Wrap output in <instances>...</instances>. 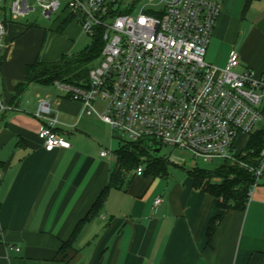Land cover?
Wrapping results in <instances>:
<instances>
[{
    "label": "crops",
    "instance_id": "crops-1",
    "mask_svg": "<svg viewBox=\"0 0 264 264\" xmlns=\"http://www.w3.org/2000/svg\"><path fill=\"white\" fill-rule=\"evenodd\" d=\"M221 2L211 44L225 64L236 50L242 67L263 76L264 0ZM45 35L9 22L4 37L2 97L13 109L0 119V264H264V180L242 209L223 207L207 180L196 185L188 172L171 179L136 168L129 178L120 146L101 155L113 130L83 102L56 83H29L16 98L28 65L55 60L42 55ZM39 96L58 110L56 130L70 148L44 147ZM116 174L103 208L61 250Z\"/></svg>",
    "mask_w": 264,
    "mask_h": 264
},
{
    "label": "built area",
    "instance_id": "built-area-1",
    "mask_svg": "<svg viewBox=\"0 0 264 264\" xmlns=\"http://www.w3.org/2000/svg\"><path fill=\"white\" fill-rule=\"evenodd\" d=\"M37 1L51 19L62 0ZM121 5L122 0H67V16L85 33L100 35L104 46L87 86L55 83L83 102L88 114L109 124L123 142L167 145L190 150L196 158L240 165L255 177L251 195L264 176V144L257 155L250 146L240 150L236 139L260 133L264 141V75L239 71L236 50L224 66L206 61L221 0H165L161 8L149 4L138 12L136 2L128 10ZM34 9L29 0H13L9 11L18 20ZM6 11L0 18V67L9 23ZM98 99L105 101L102 111ZM12 109L2 97L0 80V117ZM35 116L45 120L39 137L46 150L71 147L56 130L58 110L49 99L39 96ZM110 153L101 151L102 156ZM144 169L140 164L136 173L142 175ZM160 202L157 198L156 204Z\"/></svg>",
    "mask_w": 264,
    "mask_h": 264
},
{
    "label": "trees",
    "instance_id": "trees-1",
    "mask_svg": "<svg viewBox=\"0 0 264 264\" xmlns=\"http://www.w3.org/2000/svg\"><path fill=\"white\" fill-rule=\"evenodd\" d=\"M72 20L71 16H67L58 26L57 30L62 31L72 22ZM94 37V43L91 46H88L81 55L69 56L64 54L59 59L51 61H44L41 58H38L34 63L28 65V77L25 82L19 84L17 87L16 98L25 90L26 86L32 82L53 84L56 81H60L74 86H87L89 81V71L91 67L94 66L92 63L96 58H100L104 46V42L100 35ZM263 144L264 141L261 139V134L256 133L251 139L250 149L254 148V154L259 155ZM152 149L153 147L147 142L121 141L120 148L117 150L121 166L126 167L127 169L134 167L137 168L143 163L141 157L145 154H149V150ZM146 167H148V169H146L147 171H154L155 174L160 175L164 170L166 171L167 161L151 157L148 164H146ZM187 172L194 177L196 185H200L207 180V189L212 194L221 198V204L223 207L246 208L250 197L249 192L255 177L245 168L238 164L225 161L219 169L212 172L199 168L188 169ZM118 174L113 176L110 185H108V187L102 192L86 218L78 224L72 239L69 242L64 243L61 250L64 251L70 247L81 228V225L100 212L104 206L109 188L117 185L116 180L118 179ZM214 223L215 220L210 223L208 229L209 233H211Z\"/></svg>",
    "mask_w": 264,
    "mask_h": 264
},
{
    "label": "rangeland",
    "instance_id": "rangeland-1",
    "mask_svg": "<svg viewBox=\"0 0 264 264\" xmlns=\"http://www.w3.org/2000/svg\"><path fill=\"white\" fill-rule=\"evenodd\" d=\"M31 6H34L35 9L30 11L25 17H21L18 20H13L10 15V6L13 0H3L0 4V18H2L4 9L6 7L7 13L6 17L8 22H16L26 26H33L36 28H40L45 31V38L43 44L42 55L45 53L51 59H59L64 54L73 56V55H81L83 51L91 46L95 37L85 33L82 29L81 24L77 20H72V22L64 28L62 31H58V26L66 19L67 10L66 4L67 0L61 1V7L58 12H55L51 19L47 18L43 13L41 8L38 6L37 0H29ZM165 0H122L121 8L128 10L133 2H136L135 12H138L143 6H147L152 4L155 7L161 8L164 4ZM5 5V7H4ZM206 61L213 63L216 66H223L225 62H223L222 52L214 46V44H210L207 49V54L205 57ZM100 58H96L93 65H96L99 62ZM245 67L240 66L238 68L239 71L243 70ZM53 89L58 93L61 91V87L53 86ZM64 90V89H62ZM62 92V91H61ZM105 101L97 100V109L102 111L104 109ZM260 126V124H258ZM101 130V129H100ZM103 132V131H102ZM112 137L110 136L108 140H104L103 144L99 145V150L101 147L103 149L109 150L111 154H115L116 149L120 146L121 139H119L118 132L112 131ZM255 135V133L253 134ZM253 135L250 133H243L238 136L236 139V146L240 150H245L250 146L251 139ZM156 148V147H155ZM153 148L149 150V154H145L142 156L143 165L145 169L146 164L150 161V158H157L158 160H166L167 161V169L164 170L160 175L164 176L167 174L168 178L173 179L177 175H187V170L192 168L205 169L206 171L212 172L219 169L224 163L225 160L221 158H214L210 161L205 160L203 157H194V153L187 149H174L170 146L163 145L161 150L156 153ZM136 167L127 169V175L129 178L133 177ZM149 172V171H148ZM264 180V176L261 178L262 182Z\"/></svg>",
    "mask_w": 264,
    "mask_h": 264
},
{
    "label": "water",
    "instance_id": "water-1",
    "mask_svg": "<svg viewBox=\"0 0 264 264\" xmlns=\"http://www.w3.org/2000/svg\"><path fill=\"white\" fill-rule=\"evenodd\" d=\"M161 150V147L155 149V152L158 153Z\"/></svg>",
    "mask_w": 264,
    "mask_h": 264
}]
</instances>
